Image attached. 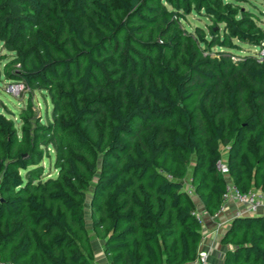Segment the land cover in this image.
<instances>
[{"label": "trees", "instance_id": "1", "mask_svg": "<svg viewBox=\"0 0 264 264\" xmlns=\"http://www.w3.org/2000/svg\"><path fill=\"white\" fill-rule=\"evenodd\" d=\"M194 13L209 39L183 26ZM254 18L225 0H0L7 79L53 104L44 121L29 99L20 130L0 116V262L93 264L98 239L108 264L195 263L192 158L212 217L229 183L264 193V54L231 52L264 49ZM223 244L224 264H264V214L235 218Z\"/></svg>", "mask_w": 264, "mask_h": 264}, {"label": "rangeland", "instance_id": "2", "mask_svg": "<svg viewBox=\"0 0 264 264\" xmlns=\"http://www.w3.org/2000/svg\"><path fill=\"white\" fill-rule=\"evenodd\" d=\"M225 2L228 4L229 3L234 4L235 8L238 10H248L253 14H255V18H254L255 23L264 30V0H225ZM182 24L187 30H189L192 33H195V29L197 28L202 29L205 32L206 38L209 39V28L212 27L215 23L210 18L206 17V15L204 14L202 15L201 13H194L192 15L187 16L186 20L182 21ZM223 27L224 25H219V27H216L215 30H219L221 32ZM233 42L241 46V49L239 51L236 50L231 51L233 52V54H237L233 56L234 60L239 59L238 56L240 55L252 54L255 56H261L262 54H264V49L261 50L253 46L244 45L236 40H233ZM211 52L213 53V56L219 55L218 53L219 50L216 47L213 48ZM0 57L4 58L0 60V116L4 117L8 121H13L16 127L20 130L21 123L19 121V115L21 111L27 106L28 100L32 99L35 110L38 112L39 117H41V119L44 121H46L48 118L51 119L53 104L47 94L43 95V93L40 91L30 94V92L26 88L20 94H13L10 91V85H13L14 83L10 84V81L6 77L4 68L7 62L12 59V56L6 51L0 50ZM228 149H229L228 146L225 145L221 146V153L224 162L226 161V155ZM51 154H52L51 172L53 175H56L57 173L54 170L55 157L53 152H51ZM49 162H50L49 159L45 160V165L47 168H49ZM195 165H196V157H193L188 170V176L185 180L186 190H190L192 188L191 182H192V176ZM91 195L92 194L90 191L89 198L86 203V210H85L86 223L88 229H91L92 226V221L90 218V206H89ZM191 196H193L192 198H194L196 195L193 194ZM95 244L101 245L102 241L97 239V243ZM227 247H230V245L224 244V247L221 248V251L223 252V250H225ZM97 248L98 247L96 246V249ZM223 259L224 257H221L220 254L213 260L209 258V262L210 264H222Z\"/></svg>", "mask_w": 264, "mask_h": 264}, {"label": "crops", "instance_id": "3", "mask_svg": "<svg viewBox=\"0 0 264 264\" xmlns=\"http://www.w3.org/2000/svg\"><path fill=\"white\" fill-rule=\"evenodd\" d=\"M193 200L195 201L196 213L201 217L203 221V242L201 244L200 251L208 252L209 258H211V260H213L220 254L221 257H225V253L229 249V247L223 250V252L221 251V248L224 247L223 239L228 232L231 222L235 218H238V214L242 212L243 208L235 202H230L226 205L225 210L222 213H220L218 216L212 217L206 212L203 204L200 202L197 196H195ZM263 214L264 208L259 213L251 215ZM92 243L96 258L93 264H108L103 250L104 242L102 241L101 245L95 244L97 243L96 239L93 240ZM96 246L99 250L96 249ZM222 264H224V259Z\"/></svg>", "mask_w": 264, "mask_h": 264}, {"label": "built area", "instance_id": "4", "mask_svg": "<svg viewBox=\"0 0 264 264\" xmlns=\"http://www.w3.org/2000/svg\"><path fill=\"white\" fill-rule=\"evenodd\" d=\"M25 88L26 87L23 83H15L13 85H10V91L13 94H20L24 91ZM217 171L223 176L229 177V168L223 160L217 163ZM188 193L192 195L193 188L188 190ZM230 202H235L243 208L242 212L238 214V217H242L248 214H257L264 208V193L252 190L249 193L242 194L231 183H229L227 186V191L223 196V205L219 214L225 210L226 205ZM0 264L11 263L0 262ZM195 264H210L209 253L205 251H200L199 257Z\"/></svg>", "mask_w": 264, "mask_h": 264}]
</instances>
